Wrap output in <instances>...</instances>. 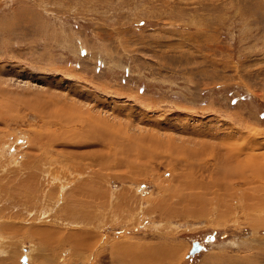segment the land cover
Here are the masks:
<instances>
[{
	"label": "rangeland",
	"instance_id": "1",
	"mask_svg": "<svg viewBox=\"0 0 264 264\" xmlns=\"http://www.w3.org/2000/svg\"><path fill=\"white\" fill-rule=\"evenodd\" d=\"M133 263L264 264V0H0V264Z\"/></svg>",
	"mask_w": 264,
	"mask_h": 264
},
{
	"label": "bare ground",
	"instance_id": "2",
	"mask_svg": "<svg viewBox=\"0 0 264 264\" xmlns=\"http://www.w3.org/2000/svg\"><path fill=\"white\" fill-rule=\"evenodd\" d=\"M226 149H228V148H226ZM255 160H256V159H255ZM253 162H254V161H253ZM250 163H252V162H250ZM253 165H254V164H253ZM257 165H258V163H257ZM257 165H255V166H257ZM198 245H199V249H198L197 251H199V250L201 249V247H200V243H199ZM180 246H181V245H180ZM120 247H121V246H120ZM157 248H158V247H157ZM157 248H155V251H157ZM166 248H167V247H166ZM166 248H165V249H166ZM132 249H133V247H132ZM147 249H148V248H147ZM163 249H164V248L162 247V250H163ZM142 250H143V249H142ZM144 250H145V249H144ZM150 250H151V249H150ZM150 250H149V251H150ZM152 250H153V249H152ZM159 250H160V249H159ZM159 250H158V251H159ZM175 250H176V249H175ZM124 251H125V250H124ZM130 251H131V248H130ZM160 251H161V250H160ZM169 251H170V250H169ZM173 251H174V249H173ZM197 251H195V252L197 253ZM137 252H139V251H137ZM146 252H147V251H146ZM161 252H162V251H161ZM161 252H159V253H161ZM174 252H175V251H174ZM195 252H194V253H190V252H189L190 256H193L194 254H196ZM126 253H127V252H126ZM140 253H141V252H140ZM150 253H151V252H150ZM154 253H155V252H154ZM171 253H172V252H171ZM133 254H134V253H133ZM142 254L144 255L145 252H142ZM156 254H158V253L156 252ZM167 254H170V253H168V251H167ZM167 254H166V255H167ZM143 255H142V256H143ZM145 255H146V254H145ZM149 255H150V254H149ZM149 255H148V256H149ZM161 255H163V254H160V255L158 254V256H161ZM171 255H172V254H171ZM142 256H141V257H142ZM155 256H157V255H155ZM134 257H135V256H134ZM137 257H138V256H137ZM164 257H166V256L163 255V258H164ZM177 257H178V256H177ZM177 257H176V258H177ZM142 258H143V257H142ZM159 258H160V257H159ZM161 258H162V256H161ZM150 259H151V257H150ZM152 259H155V258H152ZM169 259H170V258H169ZM173 260H174V259H173ZM140 261L143 262V260H141V259H140ZM171 261H172V260H171ZM129 262H130V261H129ZM152 262H154V261H151V263H152ZM133 264H134V263H133ZM143 264H145V263H143ZM155 264H156V263H155ZM173 264H174V263H173Z\"/></svg>",
	"mask_w": 264,
	"mask_h": 264
},
{
	"label": "water",
	"instance_id": "3",
	"mask_svg": "<svg viewBox=\"0 0 264 264\" xmlns=\"http://www.w3.org/2000/svg\"><path fill=\"white\" fill-rule=\"evenodd\" d=\"M198 249H199V245H198V243L193 242L192 245H191V247H190V249H189V252H190V253H194V252L197 251Z\"/></svg>",
	"mask_w": 264,
	"mask_h": 264
}]
</instances>
